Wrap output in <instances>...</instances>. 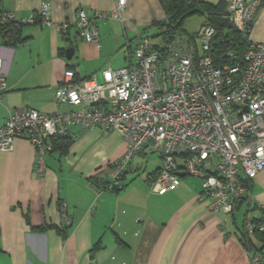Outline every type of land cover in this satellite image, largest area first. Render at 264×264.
<instances>
[{
	"label": "crops",
	"instance_id": "1",
	"mask_svg": "<svg viewBox=\"0 0 264 264\" xmlns=\"http://www.w3.org/2000/svg\"><path fill=\"white\" fill-rule=\"evenodd\" d=\"M116 1L0 0V17L13 14L20 38L11 45L0 31L5 71L0 129L8 114L21 108L45 114L69 108L55 101L66 70L77 80L93 75L100 80L102 70L119 69L116 60L121 56L126 64L120 68L128 66L138 36L154 31L152 42L159 38L161 43H153L163 46L158 28L152 26L165 18L159 0H126L124 20L96 19L98 43L86 42L74 24L77 10L89 16L109 13ZM199 1L224 2L227 10V0ZM259 1L249 37L264 43V0ZM43 4L50 7L53 26L39 20L17 24L37 14ZM63 23L69 24L65 33L56 29ZM195 33L184 30L182 35ZM68 48L71 58L65 54ZM70 132L75 140L65 153L47 154L42 172L28 140L16 138L11 151H0V264H250L239 236L246 216H261L256 205L264 204V171L249 181V199L235 212L213 215L200 178L180 172L176 190L163 195L152 191L162 159L149 148L129 162L119 191L103 189L111 164L125 153L124 140L100 126H73ZM253 242L264 254V242Z\"/></svg>",
	"mask_w": 264,
	"mask_h": 264
},
{
	"label": "built area",
	"instance_id": "2",
	"mask_svg": "<svg viewBox=\"0 0 264 264\" xmlns=\"http://www.w3.org/2000/svg\"><path fill=\"white\" fill-rule=\"evenodd\" d=\"M125 3L117 0L111 12L94 16L78 9L74 24L80 36L98 43L96 19L122 22ZM259 4V0H227L226 18L244 43L240 62L214 64L215 30L209 24L201 25L193 36L175 35L161 47L149 36H138L128 66L106 68L100 80L95 75L77 80L72 70L64 72L55 101L72 110L45 114L21 108L9 113L0 129V151H11L14 140L24 138L34 146L37 170L42 172L52 138L65 136L73 141L71 127L100 126L117 131L126 145L123 156L111 164L107 190L119 189L129 162L149 148L162 159L153 192L163 195L176 190L179 173L184 172L201 179L211 198V214L233 213L247 195L243 181L264 171V43L249 37ZM37 20L53 26L48 4L17 24ZM9 23H15L13 14H2L0 25ZM68 27V23L56 25L62 33ZM225 55L232 58L230 51ZM4 79L0 56V92ZM256 206L261 216H246V236L264 234V204ZM65 210L62 204L63 218ZM245 251L250 264H264L261 251Z\"/></svg>",
	"mask_w": 264,
	"mask_h": 264
},
{
	"label": "trees",
	"instance_id": "3",
	"mask_svg": "<svg viewBox=\"0 0 264 264\" xmlns=\"http://www.w3.org/2000/svg\"><path fill=\"white\" fill-rule=\"evenodd\" d=\"M160 4L165 12V18L161 21L154 22L152 26L158 28L159 33L156 36H160L162 43L167 44L175 35L184 34L183 25L186 19L192 16H201L204 18L203 24H209L213 26L215 34L211 41V57L216 65H222L227 63L240 62L244 50V43L241 39V35L231 26L228 18H226L225 3L220 2L217 5L209 4L199 0H159ZM19 26L13 23L6 25H0V31L9 39L11 45H15L19 38ZM157 46V45H156ZM161 47V46H160ZM227 51L232 53V58L227 57L225 54ZM72 141L65 136H59L52 138V151L58 150L61 153L67 151L68 146ZM159 171V170H158ZM157 171V172H158ZM250 180H244V186L247 189V195L244 200H248V183ZM97 184L93 181L90 184ZM106 185V183H105ZM103 186V189L107 188ZM97 186V185H96ZM99 187V186H97ZM121 188V187H120ZM119 189L111 191H119ZM61 207V205H59ZM232 214V213H230ZM67 225H65L66 227ZM264 242L263 233H254L252 235ZM253 238V239H255ZM251 236H246L244 231L240 232L239 241L247 251H260L255 246ZM1 249V248H0Z\"/></svg>",
	"mask_w": 264,
	"mask_h": 264
},
{
	"label": "rangeland",
	"instance_id": "4",
	"mask_svg": "<svg viewBox=\"0 0 264 264\" xmlns=\"http://www.w3.org/2000/svg\"><path fill=\"white\" fill-rule=\"evenodd\" d=\"M203 21H204V18L201 17V16H198V15H196V16H192V17H190V18H188V19L185 20V22H184V30L187 31V32H189V33H195V32L199 29V27H200V25L203 23ZM153 34H154V31H150V32L148 33V36L150 37V36L153 35ZM131 36H132V35H131ZM134 36H135V33H134V35L131 37V39H127L126 41H128V40H132V39L134 38ZM143 36H146V35H143ZM153 42H154V43H157V44L161 43L159 38H155V39L153 38ZM124 44H125V43H124ZM124 44H123V46H124ZM123 46H121V48H122ZM121 48H120V50H119L120 52H122V49H121ZM116 62L119 64V69H120V66H125V64H126V63L124 62V59H123L122 56H121L120 59H117ZM69 108H70V107H69ZM69 108L66 106V108H63V110H62V111H59V112H66V111L70 110ZM244 210H245V207H243V208L241 209V211H240V213H239V215H238L239 218L242 216ZM234 212H235V211H234ZM238 222H239V221H238Z\"/></svg>",
	"mask_w": 264,
	"mask_h": 264
},
{
	"label": "water",
	"instance_id": "5",
	"mask_svg": "<svg viewBox=\"0 0 264 264\" xmlns=\"http://www.w3.org/2000/svg\"><path fill=\"white\" fill-rule=\"evenodd\" d=\"M4 45H7V42H4ZM72 52H73L72 48H68V49H66V50H65L66 57H67V58H71ZM179 175H180V174H179Z\"/></svg>",
	"mask_w": 264,
	"mask_h": 264
}]
</instances>
